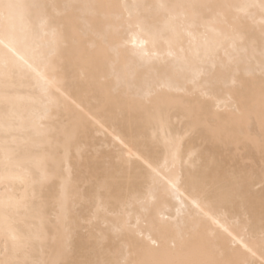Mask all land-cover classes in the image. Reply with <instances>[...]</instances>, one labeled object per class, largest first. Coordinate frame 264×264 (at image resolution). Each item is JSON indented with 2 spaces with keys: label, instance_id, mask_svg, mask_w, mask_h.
I'll return each mask as SVG.
<instances>
[{
  "label": "snow or ice",
  "instance_id": "1",
  "mask_svg": "<svg viewBox=\"0 0 264 264\" xmlns=\"http://www.w3.org/2000/svg\"><path fill=\"white\" fill-rule=\"evenodd\" d=\"M0 188V264H264V0H0Z\"/></svg>",
  "mask_w": 264,
  "mask_h": 264
},
{
  "label": "bare ground",
  "instance_id": "2",
  "mask_svg": "<svg viewBox=\"0 0 264 264\" xmlns=\"http://www.w3.org/2000/svg\"><path fill=\"white\" fill-rule=\"evenodd\" d=\"M23 3H52V2H64V0H21ZM119 2L123 3L126 0H119ZM131 2H137V0H131ZM143 2V0H140ZM150 2H159V0H150ZM250 2H258V0H250ZM83 87H87V85H83ZM90 103L93 108H99L101 110V115L105 116L107 119V124L105 127L108 128L109 132L113 131L115 128L116 132L114 134H119L127 143L128 148L131 149L132 153H136L139 144L136 140V133L134 128L132 127L135 117L132 114L124 113L120 107L119 101L115 98H108L102 91L97 90L94 95L90 97ZM251 131L253 134H258L260 131L259 120L257 117H253V123ZM93 136L96 137L95 146H99V144H112L111 136H105L103 133L97 135L96 132H93ZM105 155H107V150L105 151ZM127 155V151L125 152ZM162 163V161H161ZM18 191H23L19 185L16 186ZM3 189L0 188V192ZM58 209L54 205H50L47 210V215L51 219V221L55 222V217L57 215Z\"/></svg>",
  "mask_w": 264,
  "mask_h": 264
}]
</instances>
